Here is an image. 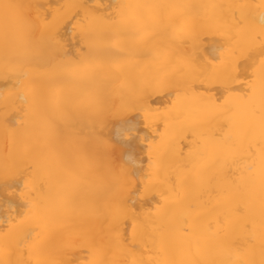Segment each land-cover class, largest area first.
Wrapping results in <instances>:
<instances>
[{"label": "bare ground", "instance_id": "bare-ground-1", "mask_svg": "<svg viewBox=\"0 0 264 264\" xmlns=\"http://www.w3.org/2000/svg\"><path fill=\"white\" fill-rule=\"evenodd\" d=\"M39 6L33 14L51 19L60 6L76 2L91 4L98 15L106 16L117 4L190 5L168 9L173 27L166 23L151 29L143 41L125 32L103 29L89 34L94 55L110 52L104 58L126 63L121 71L106 78L78 79L58 71L55 63L37 50L18 45L5 73L3 39L4 16L0 9V247L7 238V259L35 264L28 248L18 243L23 233H31L45 258L60 264H86L89 251L108 249L109 261L132 264L143 260L181 259L183 229L193 226L200 252L194 258L208 264L235 258L225 245L239 250L245 260H261V199L258 177L243 186L241 161L249 144L259 151L260 138L240 96L246 84L255 80L260 60L258 45L238 34L235 18L240 10L231 5L259 3V0H0ZM258 28V26H256ZM59 39L71 59L87 55L86 39L70 25H60ZM124 47L122 55L116 47ZM231 48L233 52L227 50ZM239 76L240 81L233 77ZM17 80L31 84L27 103L18 99ZM153 85L143 92L148 111H141L139 96H130L142 84ZM232 88L231 93L226 88ZM93 93L101 106L118 107L123 97L132 106L125 116H114L105 129V139L117 147L110 157L103 145H94L92 166L84 169L61 155V162L45 146L51 135L44 122L57 99L71 103ZM230 98L234 105L226 115L216 106ZM127 123H123V121ZM135 126L137 135L123 139L122 131ZM79 130L88 132L87 119ZM256 128L255 135H245ZM222 144L214 145V141ZM207 148L203 158L196 148ZM9 161L7 175L4 162ZM39 162L35 174L46 183L40 194L43 218L37 225L25 219V205L33 199L40 184L19 175L17 164L29 167ZM150 163L154 167H150ZM71 167L75 176L65 168ZM155 174L145 190V177ZM27 184V187H26ZM119 205V209H117ZM23 221V222H21ZM10 222V223H9ZM255 224L254 231L248 225ZM219 229V231H218ZM119 233L123 244L115 234ZM163 238V239H162ZM0 258H5L0 256Z\"/></svg>", "mask_w": 264, "mask_h": 264}, {"label": "snow or ice", "instance_id": "snow-or-ice-1", "mask_svg": "<svg viewBox=\"0 0 264 264\" xmlns=\"http://www.w3.org/2000/svg\"><path fill=\"white\" fill-rule=\"evenodd\" d=\"M191 7L190 5H175V4H117L114 6V11L108 13L106 16H100L95 11V8L87 2H76L60 6V10L51 14L49 20L47 16L40 21V16L33 14L34 9H38L37 5H25L12 2L0 3V9L3 10L4 25H3V39L5 50V66L4 71L8 73L15 69L10 67V58L16 52L18 45H23L26 50H37L43 53L50 61L55 63L58 71L70 73L78 79H91L95 77L106 78L108 74L114 71H121L126 63L127 58L123 62H112L104 57L111 55L110 52H104L101 55H94L93 49L96 45L93 41L88 39L90 33L97 30H105L112 32H125L131 35L136 42H143L150 34L151 29L162 23L173 27L174 17L167 14L168 9H183ZM229 7L240 10V15L235 18V23L238 25V34H244L248 37L249 51H254L258 45L260 50V60L257 65V77L253 80L240 81L239 76L233 77L234 80L246 84L240 100L248 111L251 120L255 121L256 128L260 138V148L257 152L251 150V143L249 144L246 158L241 163L244 166L247 178L245 179L242 173L243 186L247 187L249 182L254 181L257 177L259 180V191L261 199V234H262V248L261 260L259 264H264V0H259V3L231 5ZM60 25H70L75 33L79 30L88 44L89 52L87 55L77 56L75 59L70 58L64 42L59 39V32L57 31ZM258 26V28L256 27ZM116 47V46H113ZM116 51L124 54L126 49L124 47H116ZM228 52L232 53L233 49L229 48ZM17 86L20 89V96L18 99L27 103L28 94L31 91V84L25 81L17 80ZM153 85L144 83L139 89H132L129 92L130 96H139L141 99V111L145 113L148 111L146 100L143 99L144 89L152 87ZM226 91L231 93L232 88H226ZM11 91L9 96L0 97L5 104L11 98ZM131 105L126 99L121 98V103L118 107H105L97 103L96 97L93 93H86L71 103L64 102L57 99L50 111L44 115V122L49 129L51 135L45 140V146L49 143L54 144V148L49 149L50 153L61 162V155H65L67 159L75 161L82 168L87 169L92 166L94 154L92 147L94 145H103L105 147V156L110 157L111 152L115 150L117 145L110 144L105 139V129L108 127L109 120L114 116H125L131 110ZM230 98H225L224 102L217 105V110L225 114V119L229 121V126H232L231 119L226 115L233 109ZM87 119L89 127L85 135L79 130V122L81 119ZM127 123V121H123ZM256 128H250L245 135H255ZM137 135L136 127L130 126L122 131L123 139L130 140ZM214 141V145L222 144L223 140ZM197 153L201 158L207 155V148H196ZM16 167L20 169L19 175L31 180L33 184L39 183L40 188L37 195L27 201L25 208L27 210L25 219H29L37 225L43 218L44 207L41 201L40 194L46 190V183L39 179L35 174V169L39 167L38 161H33L29 167H23L17 164ZM150 167H154L150 163ZM5 175L9 168V161L5 159L4 162ZM69 176H75V172L71 167L65 168ZM156 178L155 174L145 177L148 182L145 184L147 191L148 184L152 183ZM27 187V184H26ZM119 209V205L116 206ZM23 222V221H21ZM10 223V222H9ZM249 231H254L255 224L248 225ZM183 247L181 249V259H167L157 260L154 264H208V262H201L194 257L200 252L199 239L196 237V230L193 226L185 227L183 230ZM219 231V229H218ZM115 238L119 244H123L119 233L115 234ZM163 239V238H162ZM21 247L28 248L35 257V264H60V262L45 258L41 253L38 245L31 242V233H23L18 240ZM7 238L4 246L0 247V264H23L17 260L15 262L7 259L8 255ZM108 249L104 246H98L90 249V259L86 264H116L115 261H109L107 256ZM225 252L232 259L220 261L219 264H255L253 260H245L240 258L239 250L225 245ZM75 264V262H72ZM132 264H144L143 260H133Z\"/></svg>", "mask_w": 264, "mask_h": 264}]
</instances>
